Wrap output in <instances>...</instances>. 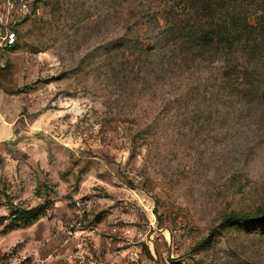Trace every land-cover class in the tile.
Returning a JSON list of instances; mask_svg holds the SVG:
<instances>
[{
    "label": "rangeland",
    "instance_id": "374dc122",
    "mask_svg": "<svg viewBox=\"0 0 264 264\" xmlns=\"http://www.w3.org/2000/svg\"><path fill=\"white\" fill-rule=\"evenodd\" d=\"M1 1L0 264H264L230 218L264 211V39L222 101L148 56L180 0Z\"/></svg>",
    "mask_w": 264,
    "mask_h": 264
},
{
    "label": "trees",
    "instance_id": "16d2710c",
    "mask_svg": "<svg viewBox=\"0 0 264 264\" xmlns=\"http://www.w3.org/2000/svg\"><path fill=\"white\" fill-rule=\"evenodd\" d=\"M154 15L146 24L155 23L158 36L147 50L148 56L158 59V72L179 83V90L185 81L193 83L195 78L205 95L210 93L222 101L241 95L249 76L238 56L251 58L260 53L264 0H180L163 11V24ZM205 74H212L213 85H206ZM230 218L246 227H264V211Z\"/></svg>",
    "mask_w": 264,
    "mask_h": 264
},
{
    "label": "built area",
    "instance_id": "2783aa9c",
    "mask_svg": "<svg viewBox=\"0 0 264 264\" xmlns=\"http://www.w3.org/2000/svg\"><path fill=\"white\" fill-rule=\"evenodd\" d=\"M17 40L18 34L9 21L6 4L0 0V48L11 49Z\"/></svg>",
    "mask_w": 264,
    "mask_h": 264
}]
</instances>
